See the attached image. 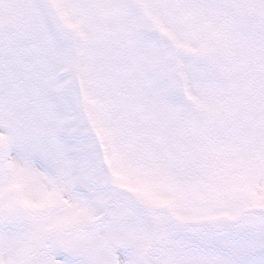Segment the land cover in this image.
I'll return each mask as SVG.
<instances>
[{
	"label": "snow or ice",
	"instance_id": "1",
	"mask_svg": "<svg viewBox=\"0 0 264 264\" xmlns=\"http://www.w3.org/2000/svg\"><path fill=\"white\" fill-rule=\"evenodd\" d=\"M0 264H264V0H0Z\"/></svg>",
	"mask_w": 264,
	"mask_h": 264
}]
</instances>
